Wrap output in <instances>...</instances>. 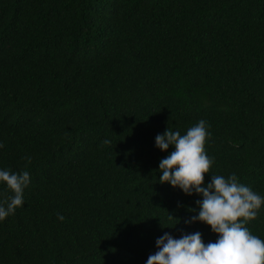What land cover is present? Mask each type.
I'll return each instance as SVG.
<instances>
[{
	"label": "trees",
	"instance_id": "obj_1",
	"mask_svg": "<svg viewBox=\"0 0 264 264\" xmlns=\"http://www.w3.org/2000/svg\"><path fill=\"white\" fill-rule=\"evenodd\" d=\"M200 120L204 186L235 173L264 197V0H0V170L30 173L0 264H147L165 234L216 242L192 221L203 196L159 183L175 147L157 135ZM13 195L0 182V204ZM246 226L264 239V207Z\"/></svg>",
	"mask_w": 264,
	"mask_h": 264
},
{
	"label": "clouds",
	"instance_id": "obj_2",
	"mask_svg": "<svg viewBox=\"0 0 264 264\" xmlns=\"http://www.w3.org/2000/svg\"><path fill=\"white\" fill-rule=\"evenodd\" d=\"M209 137L204 120L189 128L184 135L169 128L163 135H157L158 148L167 152L170 145L175 147L160 161L162 175L159 183H170L188 195L193 191L201 194L203 200L197 202L200 211L192 221L209 225L219 239L205 244L199 232L179 239L165 234L157 240L159 251L149 256L147 264H264V239L254 235L246 226L264 207V197L240 183L235 173L227 178L212 175L211 183L204 186L205 177L210 174L214 163L205 147ZM3 147L0 144V148ZM0 182L6 183L14 193L0 204V221H3L23 205L30 173L27 170L16 173L0 170ZM169 218L175 217L170 215ZM58 219L63 221L65 218L58 214Z\"/></svg>",
	"mask_w": 264,
	"mask_h": 264
}]
</instances>
